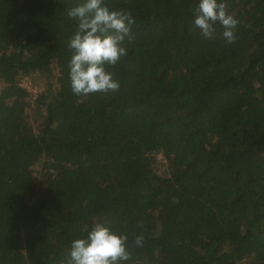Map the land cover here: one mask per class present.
<instances>
[{
    "label": "trees",
    "instance_id": "16d2710c",
    "mask_svg": "<svg viewBox=\"0 0 264 264\" xmlns=\"http://www.w3.org/2000/svg\"><path fill=\"white\" fill-rule=\"evenodd\" d=\"M77 2L0 0V264H68L97 221L127 234L126 264H264V0H224L231 44L192 26L197 0H105L133 39L118 91L87 97Z\"/></svg>",
    "mask_w": 264,
    "mask_h": 264
},
{
    "label": "clouds",
    "instance_id": "9594fccd",
    "mask_svg": "<svg viewBox=\"0 0 264 264\" xmlns=\"http://www.w3.org/2000/svg\"><path fill=\"white\" fill-rule=\"evenodd\" d=\"M67 17L75 22V31L67 46L70 88L77 97L94 93H114L119 80L109 69L127 55L125 41L131 42L134 17L129 11L113 9L105 0H78L67 10ZM239 21L226 10L224 0H197L193 9L192 26L204 39L214 36L217 26L225 42L236 39ZM124 232L114 231L109 224L97 221L82 237L71 241L68 264H126L130 259ZM142 236L136 237L141 246Z\"/></svg>",
    "mask_w": 264,
    "mask_h": 264
},
{
    "label": "rangeland",
    "instance_id": "374dc122",
    "mask_svg": "<svg viewBox=\"0 0 264 264\" xmlns=\"http://www.w3.org/2000/svg\"><path fill=\"white\" fill-rule=\"evenodd\" d=\"M22 85L32 94H36L37 92L42 90V87L39 86L38 82H36L32 77H24L21 80ZM158 166H162L164 164L163 155H158Z\"/></svg>",
    "mask_w": 264,
    "mask_h": 264
}]
</instances>
